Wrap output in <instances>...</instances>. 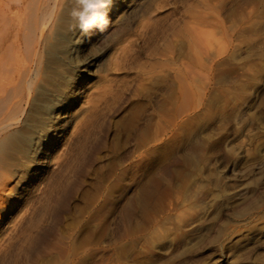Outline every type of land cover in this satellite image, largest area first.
I'll use <instances>...</instances> for the list:
<instances>
[{"label": "rangeland", "instance_id": "obj_1", "mask_svg": "<svg viewBox=\"0 0 264 264\" xmlns=\"http://www.w3.org/2000/svg\"><path fill=\"white\" fill-rule=\"evenodd\" d=\"M77 8L0 127V264H264V0Z\"/></svg>", "mask_w": 264, "mask_h": 264}, {"label": "bare ground", "instance_id": "obj_2", "mask_svg": "<svg viewBox=\"0 0 264 264\" xmlns=\"http://www.w3.org/2000/svg\"><path fill=\"white\" fill-rule=\"evenodd\" d=\"M50 1L53 2L51 6ZM62 1L0 0L1 129L6 130L7 126H11L10 119L20 110L26 95L29 96L34 90L33 76L39 72L42 63L39 50L51 34L56 10ZM25 51H28L26 55L33 61L29 66L25 62H28V58L25 60L23 55ZM96 58H90L89 62ZM33 66H36L35 69H32Z\"/></svg>", "mask_w": 264, "mask_h": 264}, {"label": "clouds", "instance_id": "obj_3", "mask_svg": "<svg viewBox=\"0 0 264 264\" xmlns=\"http://www.w3.org/2000/svg\"><path fill=\"white\" fill-rule=\"evenodd\" d=\"M76 3L78 8L72 15L82 34H88L93 28L106 29L109 24L107 11L112 0H76Z\"/></svg>", "mask_w": 264, "mask_h": 264}]
</instances>
